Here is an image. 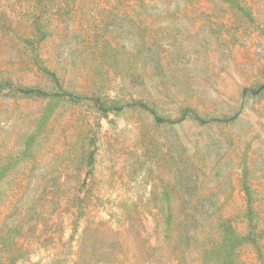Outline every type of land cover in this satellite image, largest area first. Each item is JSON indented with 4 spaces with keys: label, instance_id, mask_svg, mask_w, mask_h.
<instances>
[{
    "label": "rangeland",
    "instance_id": "obj_1",
    "mask_svg": "<svg viewBox=\"0 0 264 264\" xmlns=\"http://www.w3.org/2000/svg\"><path fill=\"white\" fill-rule=\"evenodd\" d=\"M0 264H264V0H0Z\"/></svg>",
    "mask_w": 264,
    "mask_h": 264
}]
</instances>
